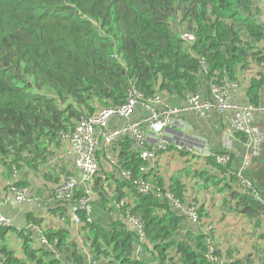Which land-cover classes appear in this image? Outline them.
<instances>
[{"label": "trees", "instance_id": "16d2710c", "mask_svg": "<svg viewBox=\"0 0 264 264\" xmlns=\"http://www.w3.org/2000/svg\"><path fill=\"white\" fill-rule=\"evenodd\" d=\"M183 34L194 40L182 39ZM215 85L228 86L238 104L262 107L264 0H0V175L6 188L30 186L28 172L58 182L49 168L60 161L63 135L81 117L121 105L132 87L146 97L161 94L177 107L191 94L211 99ZM259 114L264 110L256 111V119ZM181 118L205 136L213 153L225 151L217 139L228 114L212 110L206 118L193 113ZM257 124L264 131V123ZM121 145L119 164L133 178L157 177L163 185L154 171L141 175L139 167L146 163L127 152V142ZM201 161L186 176L202 193L220 194L225 209L247 217L253 238L262 242L242 256L233 255L231 247L216 248V254L231 264H264V203L238 186L240 156L226 164L211 156ZM255 162L264 166V143ZM172 175L169 188L184 201L185 175ZM246 175L264 199L253 166ZM93 191L91 222L78 214L95 264H214L205 258L203 233L170 201L137 193L132 179L115 171L93 180ZM81 194L77 187L75 196ZM120 198L131 200L123 210L141 216L152 245L139 259L138 236L113 204ZM67 206L52 203L48 213L54 219L45 227L42 218L27 212V221L43 227L54 250L35 246L36 230L26 228L28 222L0 225V264H85L69 230L58 222L62 217L69 222Z\"/></svg>", "mask_w": 264, "mask_h": 264}, {"label": "built area", "instance_id": "2783aa9c", "mask_svg": "<svg viewBox=\"0 0 264 264\" xmlns=\"http://www.w3.org/2000/svg\"><path fill=\"white\" fill-rule=\"evenodd\" d=\"M182 39L191 42L194 40L191 34H183ZM211 99L201 98L198 94H191L180 106L172 107L161 96L154 94L146 97L135 87H132L126 100L119 106L103 107L94 113L81 117L73 130L63 135V142L69 145L73 166L77 175H68L59 181L46 195V203H61L68 205L69 222L65 223L64 217L59 222L67 228L76 246L86 258L85 264H95L81 234V221L78 212H83L87 222H91L92 182L97 177L106 179V174L101 168L100 153L114 147L128 143L127 152L136 154L143 163L139 167L142 174L149 173L155 168L160 153L180 152L197 159L213 157L217 163L226 164L231 157L240 156L239 168L236 172V181L239 187L249 189L255 199L264 203L252 182L246 175L254 161L260 156L264 143V131L255 122L256 111L264 110L251 104H238L231 98L228 86H213ZM217 111L228 114L226 126L219 135L218 142L224 152L213 153L205 136L194 131L189 122L181 118V114L193 113L204 118L209 112ZM241 146L242 149L236 148ZM109 151L104 152L105 160L110 169L118 166L116 158ZM116 172V171H115ZM117 173V172H116ZM119 176L125 180L132 179L137 193L141 195L154 194L161 200L170 201L171 205L185 214L190 223L204 235L207 246L205 258L214 264H231V260L216 254V246L213 242V225L205 223L200 217L199 205L193 200L184 201L170 190L169 185L159 186L158 180L133 178L132 171L119 168ZM30 186L16 187L10 185L0 197V225H14L13 218L6 214V208L11 204H38L41 197L31 192ZM77 187H82V194L75 196ZM128 198H120L113 201L116 210L120 213L129 227L142 233L144 228L141 216L132 214L129 210H123ZM26 228L36 230L35 246L48 245L43 227L28 222ZM140 245L135 249L136 258L141 257ZM55 255H58L55 253Z\"/></svg>", "mask_w": 264, "mask_h": 264}, {"label": "crops", "instance_id": "0c3cea01", "mask_svg": "<svg viewBox=\"0 0 264 264\" xmlns=\"http://www.w3.org/2000/svg\"><path fill=\"white\" fill-rule=\"evenodd\" d=\"M257 122L264 123V115H258ZM256 122V123H257ZM259 125V124H258ZM218 140V139H217ZM119 147L122 148V145L109 147L108 150H102L100 153V164L101 168L106 174H109L110 171H116L119 175V168H123L119 164ZM111 148V154L116 158L118 162V166H115L114 168L109 167V164L105 160L104 152L109 151ZM62 154L59 156L60 161L53 167H50L49 169H54L52 171V174L56 177H58V180L61 181L68 175H77L76 170H74L73 166V157L71 156L69 145L66 143H63L61 146ZM191 156H180L179 154H176L175 152H169V153H160L159 157L157 159V163L155 165V168L151 171L156 172V174L163 179V182L160 181L163 185H170L169 180L170 177L173 176V173H182L185 175L184 181L188 186V197L187 200H193L192 197L195 199V202L198 203L200 206V209L202 211V219L205 223L212 224L213 230H212V237L213 242L216 245V248L222 249L221 251H224V249L231 247L234 249L235 256H242L248 252H251L253 250L254 244H260L262 242H259L257 239L255 240L252 236V233L254 232V227L251 221L236 212H230L229 209H225L221 205V195L220 194H214L213 196L210 193H202L199 191L198 183L196 180H192L190 176H186L188 172L191 170L199 167L202 164V161L194 158ZM197 159V160H196ZM257 166V163L254 165ZM253 166V167H254ZM126 169V168H123ZM255 169V168H254ZM253 169V170H254ZM261 171V170H260ZM29 173L28 172V176ZM142 175V173H141ZM35 179L38 180L36 184H32V181L29 180L31 186H34V188L37 189V195L41 197V202L38 204L31 205L29 208H16L14 206H19L15 203H11L6 208V214L13 218L14 225L17 227L23 226L27 221V212L29 211L31 214H33L34 217L42 218L41 221H43L44 227L49 224V221H51L53 217L48 213V207L52 206V203H46V195L48 193V190L50 188H53L58 182L53 183L51 179H45L41 175L33 174ZM109 176V175H108ZM148 176V173L146 174ZM52 178V175H51ZM149 179L158 180L157 177L148 176ZM263 179V178H262ZM260 185L262 186L263 193H264V179L263 182L258 181ZM7 184L1 183L0 186L4 188V185ZM113 183L111 181L106 182V186L113 187ZM82 188V187H81ZM4 189H0V194ZM1 197V196H0ZM92 201L95 199L94 191L92 192ZM194 201V200H193ZM68 209V207H67ZM118 216L121 217L120 213L118 212ZM54 219V218H53ZM59 222V221H58ZM59 224H61L59 222ZM42 227V226H40ZM14 248L19 252V247L14 246Z\"/></svg>", "mask_w": 264, "mask_h": 264}, {"label": "rangeland", "instance_id": "374dc122", "mask_svg": "<svg viewBox=\"0 0 264 264\" xmlns=\"http://www.w3.org/2000/svg\"><path fill=\"white\" fill-rule=\"evenodd\" d=\"M206 118V117H205ZM192 126V125H191ZM193 127V126H192ZM193 129H194V131L195 132H197V129L196 128H194L193 127ZM219 138V137H218ZM256 161V160H255ZM254 161V163H253V165L252 166H254L257 162H255ZM255 168V169H254ZM253 169H254V172L258 175V178L257 179H260V181H262L263 182V179H264V166H262L261 164H259V163H257V166L255 167H253ZM261 170V171H260ZM36 177H34L33 176V174H29V176H28V179L30 180V181H32V184H36V182H38V180L37 179H35ZM263 178V179H262ZM5 183V182H7L6 180H4V177L2 176V175H0V184L1 183ZM4 188H6V184L4 185ZM4 188H2V186H0V189H4ZM30 190H31V192L33 193V194H35V195H37V189L36 188H34V186H31L30 185ZM5 192V190H3L2 191V193L0 194V196H2V194ZM31 206V204H28V203H25V204H21V205H19V206H14V207H16V208H24V209H26V208H29ZM122 221H123V223L126 225V226H128V224L123 220V219H121ZM143 221V220H142ZM143 224H144V222H143ZM145 226V225H144ZM129 227V226H128ZM129 228H132L135 232H136V234H137V236H138V244L140 245V249H141V251H140V253H141V256H142V254H143V251L144 250H146L147 251V249L149 250V252H151L152 250V245H150V244H148L147 243V240H146V237H145V229L143 228L142 229V233L140 232V231H138L137 229H135V227L133 226L132 227V225H131V227H129ZM145 244V248L143 249V245Z\"/></svg>", "mask_w": 264, "mask_h": 264}]
</instances>
